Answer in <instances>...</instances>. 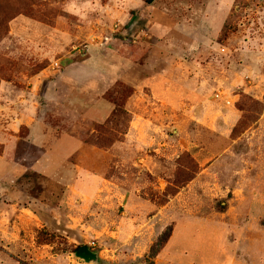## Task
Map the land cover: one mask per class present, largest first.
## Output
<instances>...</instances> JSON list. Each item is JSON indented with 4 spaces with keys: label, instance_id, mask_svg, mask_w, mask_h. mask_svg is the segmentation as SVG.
I'll use <instances>...</instances> for the list:
<instances>
[{
    "label": "rangeland",
    "instance_id": "374dc122",
    "mask_svg": "<svg viewBox=\"0 0 264 264\" xmlns=\"http://www.w3.org/2000/svg\"><path fill=\"white\" fill-rule=\"evenodd\" d=\"M140 1L129 3V17L124 0H0V123L16 103L36 106L48 135L32 141L41 149L11 141L0 161V264H89L75 255L81 246L95 253L92 264L264 262L263 0H233L229 17V0ZM154 21L174 27L171 55L184 62L195 50L191 32L220 29L214 49L200 42L198 51L199 64L214 61L208 86L174 116L161 87L135 86L128 98L122 81L87 82L55 98V87L47 95L30 83L44 68L58 76L90 54H121L141 31L164 46ZM237 60L248 66L240 85L253 86L234 117L225 85L236 76L221 69Z\"/></svg>",
    "mask_w": 264,
    "mask_h": 264
},
{
    "label": "crops",
    "instance_id": "0c3cea01",
    "mask_svg": "<svg viewBox=\"0 0 264 264\" xmlns=\"http://www.w3.org/2000/svg\"><path fill=\"white\" fill-rule=\"evenodd\" d=\"M124 1L127 4V7L125 6L124 10L127 11V16L129 17L132 16L127 9H133L130 8L129 3H133L134 5L138 3L137 6L139 7L144 6H141V1ZM221 1L223 2V0H214V3L217 5V3ZM148 6L153 7L150 4H148ZM234 7L235 3L233 0H229V2L227 1L226 8L228 17ZM119 12L121 11L119 10ZM140 15L143 21L148 22L149 18L146 17V13H140ZM128 20L129 25H132V23L135 21L132 19ZM152 24V27H149L151 28L150 30L153 29L152 32L163 35L165 40L164 46H162L160 39H152V35H149V37L151 36V39H149V33L141 31V33H143L145 36L133 46H126L127 50L125 49V51L121 54H119V51L117 50L115 51V55H112L111 52L106 53L104 51L90 54V58L88 56V58L81 62L72 61L63 66L60 71V75L58 76H50V68H44L31 76L30 83L32 86H35L37 90L40 86H46L48 88L47 95L49 94V86L55 87V91H53L55 98H58L62 94L64 86H89L87 82L90 84L92 83L90 86L100 87L113 86L117 81H122L126 83V85L132 87L133 94L135 86H154V88L161 87L157 93L158 99L161 102V105H164L167 110L168 108L170 109V116H174L176 112H178V107H181V105L183 106L185 102H189L191 105V102L194 99H199V95L201 96V94L200 90H198V86H208V77L211 76L213 72L209 69H214V61L212 56H207L208 58H206L205 63L199 64L198 60L201 56L198 54V51L202 46L200 42H205L209 47L214 49L216 44L214 38L217 36L220 29L214 36L211 37H206L198 32H193V34L191 32L190 41H192L195 45V50H192V53L190 54L192 57H189V61L184 62V58H182V56L179 54L171 55L175 48V36L177 34V32L173 29L174 27L170 29L161 24L159 25L155 21ZM158 27L161 28L158 29ZM226 60L230 61L229 57L226 58ZM91 63L94 64L92 67ZM247 67L248 66L244 65L243 62H239L237 60L235 63L225 62V65L221 69L222 74L227 76V79H232L233 76H236V81H231L229 82V85L228 83L225 85V88L231 90L233 97L234 110L232 113L234 114V117H236V112L238 111L235 107V101L240 96L241 92L251 93L249 92V89H252L253 86L240 85L239 80L241 76L243 73H248ZM50 72L52 71L50 70ZM53 72L57 73V70ZM91 80L93 82H91ZM263 82L264 75L261 76V80L256 82V86ZM8 97L10 96L2 97V99L6 100ZM60 98L62 100L63 96ZM22 101L23 99L20 100V102ZM9 103L10 102L6 100L4 106H2V109L6 108ZM36 111V106L34 108H30V106L25 104L16 103L14 113L8 114L7 117L9 118L0 123V143L5 146V148L3 147L2 149L3 151L0 153V161L6 160L7 144L12 143L11 141H14V149H17V145L21 144L22 141H25L26 143H32L35 145L36 149H41L39 148L41 147L39 146V142L42 144L41 141L46 139L48 135L46 132H43L39 129L42 121L41 117L35 113ZM181 112L187 114L186 111ZM165 115L167 116V113H165ZM22 128H28V133L24 137L25 139L21 138ZM33 140H38L39 142L33 143ZM174 264L198 263L193 261L182 262L181 260H178ZM201 264H264V262H259V260L248 261L246 259L240 258H227L223 259L222 261Z\"/></svg>",
    "mask_w": 264,
    "mask_h": 264
},
{
    "label": "water",
    "instance_id": "95a60500",
    "mask_svg": "<svg viewBox=\"0 0 264 264\" xmlns=\"http://www.w3.org/2000/svg\"><path fill=\"white\" fill-rule=\"evenodd\" d=\"M75 255L89 264L94 263L96 258L95 253L90 251L86 246L79 248L75 252Z\"/></svg>",
    "mask_w": 264,
    "mask_h": 264
},
{
    "label": "trees",
    "instance_id": "16d2710c",
    "mask_svg": "<svg viewBox=\"0 0 264 264\" xmlns=\"http://www.w3.org/2000/svg\"><path fill=\"white\" fill-rule=\"evenodd\" d=\"M153 1H154V0H143V2H144V3H147V4H150V3H152ZM117 84H118V82H116L113 86H116ZM129 87H130V86H129ZM130 88H131V91H130V94H129L128 98L131 97L132 94H133V89H132V87H130ZM235 107H236L237 110L240 111V109H238L237 106H236V102H235ZM114 111H116V110H115V107L113 108L112 114H114ZM84 144H86V142H84ZM81 247H82V246H81ZM81 247H78L77 250H78L79 248H81ZM77 250H76V251H77Z\"/></svg>",
    "mask_w": 264,
    "mask_h": 264
}]
</instances>
